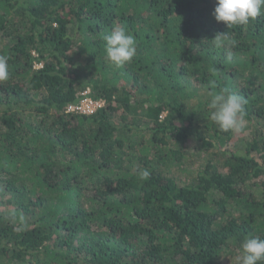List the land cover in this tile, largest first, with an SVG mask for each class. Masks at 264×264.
I'll use <instances>...</instances> for the list:
<instances>
[{"label": "trees", "instance_id": "16d2710c", "mask_svg": "<svg viewBox=\"0 0 264 264\" xmlns=\"http://www.w3.org/2000/svg\"><path fill=\"white\" fill-rule=\"evenodd\" d=\"M215 4L0 0V264H237L264 239V10L228 28ZM115 26L137 49L119 69ZM222 89L239 145L210 119ZM84 90L103 106L66 112Z\"/></svg>", "mask_w": 264, "mask_h": 264}, {"label": "clouds", "instance_id": "9594fccd", "mask_svg": "<svg viewBox=\"0 0 264 264\" xmlns=\"http://www.w3.org/2000/svg\"><path fill=\"white\" fill-rule=\"evenodd\" d=\"M264 0H216L212 15L217 22H223L228 28L247 24L262 14ZM106 60L119 69L132 61L136 55V41L123 26H115L103 37ZM216 48H225L226 34L219 33L211 39ZM8 78L7 60L0 56V81ZM244 99L227 89L209 93L208 108L210 119L221 132H239L244 127ZM150 176L147 170L140 172L139 178L146 180ZM264 262V239L259 236L247 237L241 244V253L237 264H261Z\"/></svg>", "mask_w": 264, "mask_h": 264}, {"label": "built area", "instance_id": "2783aa9c", "mask_svg": "<svg viewBox=\"0 0 264 264\" xmlns=\"http://www.w3.org/2000/svg\"><path fill=\"white\" fill-rule=\"evenodd\" d=\"M102 100H93L88 96V90L80 92L77 102L70 103L66 107V112L89 115L94 113L98 108L102 107Z\"/></svg>", "mask_w": 264, "mask_h": 264}, {"label": "rangeland", "instance_id": "374dc122", "mask_svg": "<svg viewBox=\"0 0 264 264\" xmlns=\"http://www.w3.org/2000/svg\"><path fill=\"white\" fill-rule=\"evenodd\" d=\"M248 133V128L243 127L239 132L235 133V138H236V143H238L239 145V141L246 136V134Z\"/></svg>", "mask_w": 264, "mask_h": 264}]
</instances>
